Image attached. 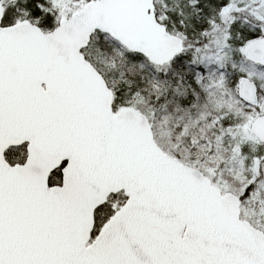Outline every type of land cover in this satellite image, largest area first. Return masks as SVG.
Here are the masks:
<instances>
[{
  "label": "snow or ice",
  "instance_id": "snow-or-ice-1",
  "mask_svg": "<svg viewBox=\"0 0 264 264\" xmlns=\"http://www.w3.org/2000/svg\"><path fill=\"white\" fill-rule=\"evenodd\" d=\"M0 264H264V0H0Z\"/></svg>",
  "mask_w": 264,
  "mask_h": 264
}]
</instances>
